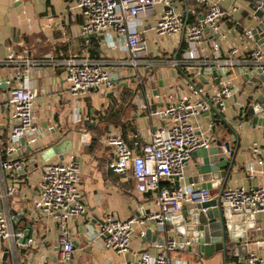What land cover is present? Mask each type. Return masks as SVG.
I'll use <instances>...</instances> for the list:
<instances>
[{
	"label": "built area",
	"instance_id": "obj_1",
	"mask_svg": "<svg viewBox=\"0 0 264 264\" xmlns=\"http://www.w3.org/2000/svg\"><path fill=\"white\" fill-rule=\"evenodd\" d=\"M197 1L201 2L197 4L204 7L203 15L199 16L196 6L187 4L186 21L183 13L185 9L181 11L177 0H74V5L83 15V22L75 37L88 40L113 30L115 35L113 41H110L113 47L125 51L128 54L126 57L108 60L80 52L67 55L60 50L57 54L47 53L35 60L10 50L5 58L0 59V75L7 84L4 98L10 106L6 150L10 157L4 159L0 152V167L11 170L14 177L13 182L0 191V244H10L11 255L17 256L19 246L30 248L38 244L34 231L26 242L20 243L19 239L25 236V229H17L13 224V219L18 217L14 214L16 196L21 192L18 174L25 161L12 155L21 148L22 138L32 145L42 135L34 113L39 90L29 76L31 71H41L51 62L54 66L62 65L65 68L67 90L73 96L75 122L79 123L83 119L82 95L102 88L116 92L126 79V69L132 71L138 85L144 88L140 108L150 118L159 120L145 143L140 142L136 134L135 141L130 144L118 124H111L101 134L100 143L111 149L113 156L107 163L108 168L116 173H131L139 194L152 191L151 207L149 213L128 219L108 213L94 230L91 241H101L118 255H125L132 249V235L137 227L140 236L144 238L149 221H156L164 243L156 242L155 246L161 250L156 254L143 250L136 259H126L120 264H189L183 255L192 246V240L171 235L168 226L185 204L195 201V187L182 184L177 187L174 177L177 176L180 181L184 179L187 164L194 152L215 142L214 122L209 120L207 125L202 126L197 117L211 110L212 105L224 113L226 100L236 95L234 83L237 76H234L233 71L239 62L240 49L229 42V50L225 56L222 55L226 37L220 30L222 21L228 20V29L239 33L238 37L243 41H258L253 34L254 24L243 26L241 21L234 18L235 12L240 9V1ZM190 15L195 18L189 20ZM206 28H210L208 32ZM150 30L154 32V36L166 39L165 45H169V49L161 50V47L159 54L169 56L167 62L170 66L182 70L202 68L204 72L215 69L216 72L223 73L219 78V86L206 90V99L203 96L197 99L178 98L172 89L167 93L159 91L157 85L161 76L154 70L156 59L152 57L151 41L147 35ZM215 35H218L217 39ZM174 36H179V39L174 43L172 40L169 42L168 38ZM160 40L163 42V39ZM158 43L160 46V41ZM181 45L179 54L175 56ZM250 55L257 60L256 65L262 66L264 70V52L260 44L250 50ZM1 68L6 69L4 75ZM162 95L169 102L162 106H152L151 101ZM253 145L254 159L246 167L251 179L257 178L264 166L263 149L257 144ZM222 146L231 157L234 147L227 143ZM80 180L81 170L75 162L48 161L42 167L40 195L32 200V206L55 219L59 225V264H78L73 259L75 242L68 220L79 217L86 211ZM212 197L215 196L210 188L200 191L201 201ZM221 199L235 212L251 209L259 213L264 210V185L227 186ZM34 264L55 263L42 257ZM241 264H264V255L251 251Z\"/></svg>",
	"mask_w": 264,
	"mask_h": 264
},
{
	"label": "crops",
	"instance_id": "obj_2",
	"mask_svg": "<svg viewBox=\"0 0 264 264\" xmlns=\"http://www.w3.org/2000/svg\"><path fill=\"white\" fill-rule=\"evenodd\" d=\"M222 1H240V9L235 12L234 18L241 21L243 26L254 24V21L245 15L246 10H249L248 0ZM177 3L181 11H184L187 4L195 7V4L191 3L201 2L177 0ZM200 9L199 16L204 13V7ZM82 22L83 15L79 8L74 5V0H0V59L5 58L10 50L35 60L41 59L47 53L57 54L60 50L67 55L80 52L108 60L128 55L125 51L119 50L118 47H113L112 41L115 35L113 30L108 34L91 37L88 40L79 36L75 37ZM228 23V20H223L220 27L221 33L226 34L222 55L225 56L229 50V42L240 49L239 62L233 71L234 76H237L234 83L236 95L226 100L227 107L223 113L227 122L233 126L234 131L218 117L214 120L213 118L207 119L205 115H200L197 120L202 126L207 125L209 120L213 121L215 124V141L221 140L222 143L233 146L234 151H236L235 167L228 180V186H263L264 166H262L257 178L254 179L249 178L246 167L254 159L253 144H257L261 150L263 149L264 157V124L260 125L254 122L256 112L255 115L248 113L250 104L256 106L258 100H262L264 103V82H254L252 77L247 78L245 74L253 71L255 68L250 69V67L253 63H257V60L250 55V50L260 44L264 52V43L243 41L242 38L238 37L239 33L228 29ZM147 35L151 41L152 57L156 59L154 70L159 72L163 81L161 86L159 80L157 85L159 91L167 93L172 89L178 98L181 96L197 99L202 97L201 93H205L206 90L219 86L212 75L209 76L210 82L205 84L201 80L200 73H188L191 80L196 84H203L201 93L196 91L189 79H186L179 69L168 64L169 56L167 54L160 55L154 49L156 45H159V37L154 36L152 30L148 31ZM178 39L179 36H174V38H168V41L172 40L174 43ZM160 49L161 46H159ZM184 71L188 72L187 70ZM5 72L6 69L1 68L3 75ZM29 77L39 90L34 113L39 132L42 134L32 145L35 148H45L63 138H71L74 151H66L63 160L55 157L50 161H73L81 170L79 186L83 193L86 211L83 215L68 220L71 236L75 242L74 263L120 264L126 259H136L143 250H148L153 254L159 252L161 249L155 246L156 242L159 241L144 240L139 234V227L132 235L131 251L125 255H118L104 246L101 241H91L94 230L97 229L99 223L104 220L108 213L111 212L118 218L128 219L142 215L144 209L147 210L151 207L150 197H144L143 194L136 191L135 181L131 173H116L108 168L107 163L113 158L112 152L111 149L100 143L101 134H98L99 130L107 128L111 124H118L124 131L126 140L131 142L130 144L135 141L136 134L139 141L145 143L149 140L150 131H153L159 123L158 119L150 118L140 108L144 88L138 85L132 71L126 69V79L116 92L102 88L82 95L83 119L79 123L75 122L73 96L67 90L68 83L65 78L64 66H54L50 62L41 71H31ZM2 84L1 81L0 86ZM6 89L3 90L0 87V152H2L3 158L7 153V139L10 129L8 116L10 106L4 98ZM125 91L129 95L131 94L126 100L123 99V92ZM116 99L126 106L124 115L116 121L101 117L98 112L106 115L104 110ZM168 102L169 100L164 95L151 101L152 106H162ZM253 111L254 109L251 112ZM85 132L92 135L90 144L86 146L81 143V135ZM96 136H98V141L91 149L90 146ZM27 145H29L28 142L25 146L21 145L22 158L26 162L27 171H21L18 174L21 180L19 183L21 192L16 196L17 203L14 214H17L18 217L13 219V224L17 229L25 230L29 224H32L38 244L30 248L19 246L15 257L9 253L10 244H0V264H34L42 257L57 264L60 252L57 242L59 225L55 219L32 206V200L39 197L42 190V167L46 162L39 158L34 164L32 161L33 154L27 150ZM237 147H239L238 151ZM200 161L199 157L192 156L187 164L185 177L181 180L182 185L193 186L189 183V178L197 172V164ZM12 174L11 170H3L0 167V191H3L5 186L13 182ZM196 185L194 187H198ZM210 189L214 196H217L220 190L219 188ZM257 214L263 219V222L257 225L256 230L254 229L255 232L264 230V210ZM168 228L171 235H178L175 227L169 225ZM154 232L156 231L154 230ZM159 235L163 238L162 233ZM253 240L260 242V249L255 252L264 255V233L254 237ZM183 256L189 264H226L221 253H215L210 258L199 255L197 252L188 251ZM228 264H233L231 257H229Z\"/></svg>",
	"mask_w": 264,
	"mask_h": 264
},
{
	"label": "water",
	"instance_id": "obj_3",
	"mask_svg": "<svg viewBox=\"0 0 264 264\" xmlns=\"http://www.w3.org/2000/svg\"><path fill=\"white\" fill-rule=\"evenodd\" d=\"M249 10H246L245 15L249 19L254 21L253 34L254 37L260 42L264 43V0H248ZM184 17L187 21L188 18V5L185 9ZM202 18V17H201ZM210 28H206L208 32ZM102 36V35H101ZM218 35L216 36V38ZM219 39V38H218ZM182 45L176 52L177 56L180 52ZM255 68V69H254ZM250 69H254L251 72H247L245 76L253 79L254 82H264V70L262 66L252 64ZM181 74L189 79V82L201 93L203 84H196L191 80L188 73L201 74V80L203 83L208 84L210 82L209 76L215 77L216 82L219 84V78L223 76L222 72H216L212 69L211 72L203 71L202 68L190 67L186 71L179 68ZM226 73V71H225ZM2 81L1 88L6 89L7 84L5 78L0 75V82ZM160 85H163V81L160 80ZM157 91L155 90L154 93ZM206 99L207 93H201ZM248 113L255 115L254 122L258 124H264V103L262 100L256 101V106L250 104L248 106ZM254 109L253 112H251ZM263 113V114H262ZM203 115L207 119L218 117L228 125V127L234 131L233 126L227 122L224 114L218 110L217 106L212 105L211 110L206 111ZM67 135V134H65ZM92 139V135L88 132L82 133L81 143L86 146L89 145ZM222 141L217 140L207 148H201L194 152V157L200 158V163L197 164V172L191 175L189 183L193 186L197 184L194 190L195 201L187 203L183 206L182 211L173 217V221L169 222V225L177 229V236L179 238L187 237L192 240V246L188 249L190 252H197L199 255H205L207 257L214 256L215 253H221L228 264L229 257L232 258L233 264H241L248 253L251 251L259 250L260 242L253 240L254 237L262 235L264 230L255 232L257 225L263 222V219L258 216L257 213L251 209L245 212H235L228 204L222 201L221 196L224 190L228 186V180L232 176L233 169L235 167L236 151L229 157L225 153ZM21 145H26V139H21ZM27 150L33 154V163L36 164L37 160L41 158L42 161L48 162L55 157H59L63 160L65 152H73V140L71 138H63L56 143L45 148H35L34 145H27ZM239 147H237L238 151ZM23 152L21 148L17 149L16 153H13V157L22 156ZM22 172L27 171L26 162L22 163ZM177 187L181 186V181L177 176L174 177ZM219 188L217 196L210 198L207 201L200 200V191L202 189ZM143 196H152V191L143 193ZM149 209L143 211V214L149 213ZM32 224H29L25 230V236L19 239L20 243L26 242V239L31 235L33 231ZM248 229V230H247ZM255 229V230H254ZM154 230L156 232H154ZM247 230V231H246ZM252 231V232H248ZM241 232V233H240ZM161 231L158 229L156 221H149V228L144 240L153 239V241H159L164 243V239L160 237ZM59 264V263H58Z\"/></svg>",
	"mask_w": 264,
	"mask_h": 264
},
{
	"label": "trees",
	"instance_id": "obj_4",
	"mask_svg": "<svg viewBox=\"0 0 264 264\" xmlns=\"http://www.w3.org/2000/svg\"><path fill=\"white\" fill-rule=\"evenodd\" d=\"M191 4H195L194 6H196L198 12H200V8H202L199 4L197 3H191ZM195 18V16L190 15L189 20H193ZM94 53H96V51H94ZM123 99L126 100L128 98V96L130 97L131 94L129 95V93L127 91L123 92ZM122 99V100H123ZM132 100V99H131ZM126 106L123 105V103H121L120 101H118L117 99L111 103V105L104 110L105 114L100 113V111L98 112L101 117H105L106 119L109 120H113L116 121L118 120L122 115H124V112H126L125 109ZM126 138V137H125ZM98 141V136H96V138H94L93 140V144L90 146V148L92 149L95 145V143ZM131 143V142H130ZM10 156H8L7 153H5L4 158L5 159H9ZM20 160H22V157H18Z\"/></svg>",
	"mask_w": 264,
	"mask_h": 264
},
{
	"label": "rangeland",
	"instance_id": "obj_5",
	"mask_svg": "<svg viewBox=\"0 0 264 264\" xmlns=\"http://www.w3.org/2000/svg\"><path fill=\"white\" fill-rule=\"evenodd\" d=\"M148 39L150 40L149 37H148ZM159 39H163V42H162L161 40H158V41H160V46L162 47L161 50H163V49H169V45H168V46L165 45V44L167 43L166 39H164V38H160V37H159ZM154 49H156L158 52H160V51H159V46H158V45H156V46L154 47ZM105 129H106V127L103 128L102 130H99V133H98V134H102V133H104Z\"/></svg>",
	"mask_w": 264,
	"mask_h": 264
}]
</instances>
